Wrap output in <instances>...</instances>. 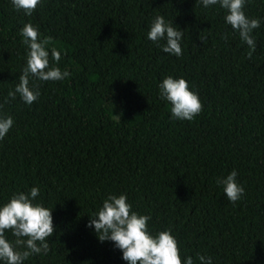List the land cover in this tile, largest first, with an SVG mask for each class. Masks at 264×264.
<instances>
[{"label": "trees", "instance_id": "16d2710c", "mask_svg": "<svg viewBox=\"0 0 264 264\" xmlns=\"http://www.w3.org/2000/svg\"><path fill=\"white\" fill-rule=\"evenodd\" d=\"M244 12L260 19L251 59L219 4L41 0L27 16L0 0V115L14 120L0 140V206L38 187L34 203L53 209L55 228L50 251L23 264H127L87 227L110 194L150 215L153 235L171 229L182 262L200 264L199 253L212 264H264V0H246ZM157 15L184 31L182 56L147 39ZM29 22L61 52L50 64L70 73L32 78L40 95L31 105L9 96L26 66ZM167 76L198 93L193 120L172 118L160 98ZM234 169L245 189L236 203L217 184Z\"/></svg>", "mask_w": 264, "mask_h": 264}, {"label": "clouds", "instance_id": "9594fccd", "mask_svg": "<svg viewBox=\"0 0 264 264\" xmlns=\"http://www.w3.org/2000/svg\"><path fill=\"white\" fill-rule=\"evenodd\" d=\"M204 8L217 5L226 10L225 22L238 33L242 42L250 49L251 59L256 50L253 30L260 27L259 18H249L244 12L246 0H199ZM15 10L31 16L41 0H11ZM23 44L27 46L26 66L19 75L15 90L9 92L12 99L19 94L27 105L34 103L40 92L38 85H30L32 78L40 81H62L70 76L67 70L58 66L61 52L55 47L51 53L46 46L51 38L40 40L39 30L32 23L25 24L20 30ZM184 31L166 22L163 15H157L151 23L147 39L162 48V51L180 57L183 55L181 41ZM227 40V36L222 37ZM161 41H165L161 44ZM51 60L55 64H50ZM159 95L171 105L172 118L176 120H193L203 110L198 93L190 90L184 78L165 77L159 84ZM115 116V115H114ZM118 117V116H116ZM120 118V117H118ZM11 116L0 115V140L13 127ZM238 172L234 169L226 177L217 180L223 185L227 199L236 203L245 193L244 187L237 182ZM40 194L38 187H32L28 193H14L9 202L0 206V261L4 264H23L30 256L47 254L50 251L49 238L55 232L52 211L40 203H34ZM150 215H141L132 210L127 196L110 194L104 199L102 207L90 217L87 227H94L100 242L112 241L121 250L122 259L127 264H194L191 256L183 262L178 241L167 229L153 235L148 230ZM10 231L14 236L9 241L5 235ZM200 264H212V258L197 254Z\"/></svg>", "mask_w": 264, "mask_h": 264}]
</instances>
